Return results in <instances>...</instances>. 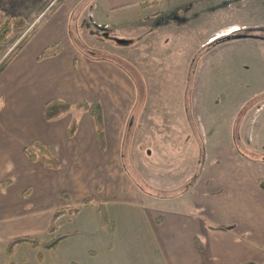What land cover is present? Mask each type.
Wrapping results in <instances>:
<instances>
[{"label": "rangeland", "instance_id": "374dc122", "mask_svg": "<svg viewBox=\"0 0 264 264\" xmlns=\"http://www.w3.org/2000/svg\"><path fill=\"white\" fill-rule=\"evenodd\" d=\"M76 1L0 0V30L4 22L12 25L8 40L0 41V67L23 38L47 22L45 17L33 23L40 12L48 7L50 14L54 3L57 9ZM90 5L93 0H80L73 16ZM176 5L165 6L159 17L135 28L137 35L130 38L93 25L91 18H85L80 27H74L75 19H71L67 36L73 51H94L97 58L111 60L134 83L135 93H114V98L133 101L120 144V170L115 171L113 181L107 169L109 161L116 163V157L106 136L104 113L98 104L89 107L94 114L99 112L98 139L103 152L98 156L102 160L98 177L104 180L89 186L93 195L86 202L96 206L81 217L68 215L72 221L52 234L48 242L57 243L61 235L69 237L57 252L45 253V264L54 259L62 264H101L107 259H116L117 264H143L154 239L148 221L154 213L152 205L159 209L162 199H173L174 206L180 205V214L186 215L184 206L196 212L192 199L196 195L211 194L219 199L228 195L233 185L245 189V182L230 180V175H240V171H229L235 164L253 166L257 175L264 177V162L256 161L264 159L259 157L264 152V28L250 25L255 24L251 18L256 1L185 0ZM28 24L31 26L26 28ZM13 25L24 31H15ZM104 50L109 53L103 54ZM167 134L170 137L162 139ZM213 165L217 172L210 173ZM255 172L251 174L256 176ZM211 174L228 178L214 183L213 177H207ZM246 189L250 199V186ZM110 191L117 193L118 199L102 206L99 198ZM140 196L152 199L135 203ZM108 209L116 219L108 218ZM206 223L214 225L210 219ZM74 231L83 232V236L75 237ZM104 236L110 238L109 246L113 245L105 256ZM19 256L24 254L20 251ZM7 260L0 257V264Z\"/></svg>", "mask_w": 264, "mask_h": 264}, {"label": "crops", "instance_id": "0c3cea01", "mask_svg": "<svg viewBox=\"0 0 264 264\" xmlns=\"http://www.w3.org/2000/svg\"><path fill=\"white\" fill-rule=\"evenodd\" d=\"M79 1L54 8L50 14L48 7L40 12L33 23L45 17L47 22L32 32L28 44L0 73V257L8 259L7 264H45V253L57 252L69 235H61L52 248L44 247L43 242L72 221L68 215L81 217L96 206L86 201L93 195L89 186L104 180L98 177V166L102 164L98 156H102L103 147L98 139L99 112L94 114L89 107L97 108L98 104L102 108L106 136L114 146L111 152L116 163L109 161V180L113 181L115 171L120 170V144L133 99L114 98V93H135L134 83L111 60L97 58L96 52L73 51L67 36L71 19H75L74 27H80L85 18H91L93 25L130 38L137 35L135 28L145 27L148 19L152 22L159 17L165 6L185 0H93V5L73 16ZM143 1L154 3L142 7L139 3ZM255 1V16L253 21L250 19L255 24L250 25L264 28V0ZM246 15L250 18L248 12ZM125 27L128 31L122 32ZM53 47L57 49L55 54L43 56ZM54 101L68 104L70 109L48 120L45 107ZM31 151L36 156H30ZM48 155L56 156L57 165L45 163L50 160ZM216 166L208 171L217 172ZM252 167L243 163L231 166L229 171H240V175H230V180L245 182V189L233 185L231 192L219 199L211 194L208 198L196 195L192 198L196 212L184 206L186 215L180 214V205L174 206L173 199H162L159 209L152 205L154 213L148 221L154 239L151 254L143 264H264V192L259 186L264 177ZM207 177H213L215 183L228 175ZM99 199L103 200L102 206H108L118 196L110 191ZM137 199L135 203H144L152 196ZM201 208L205 212H200ZM108 218L116 219L112 213ZM206 219L214 225H208ZM72 234L83 236L79 231ZM109 239H101L104 256L113 249ZM48 264L62 262L54 259ZM101 264H117V260L107 259Z\"/></svg>", "mask_w": 264, "mask_h": 264}, {"label": "trees", "instance_id": "16d2710c", "mask_svg": "<svg viewBox=\"0 0 264 264\" xmlns=\"http://www.w3.org/2000/svg\"><path fill=\"white\" fill-rule=\"evenodd\" d=\"M154 3L153 1H143L141 3H139L140 6H147ZM56 3L52 5V7L50 8V10H53L56 7ZM2 25V22H1ZM11 22L8 21L7 23H3V25L1 26V30H0V41L1 42H6L9 38V34L11 31ZM15 31L17 32H21L24 31V28L18 29L13 25ZM31 36H26L25 38H23L18 44L17 46L14 48V50L12 51V53L8 56V58L6 59V61L3 63V65L0 67V73L8 66V64L22 51V49L28 44V42L30 41ZM57 52V49H55V47L51 48V49H47L46 51H44L43 56H47V55H53ZM70 109V106L68 104H61L57 101H54L50 104H48L45 107V117L48 120H52L57 118L58 116H60L61 114L67 112ZM30 156H34L32 151L30 152ZM54 160V156L51 157V160H49L48 162L45 161L46 164L50 165H57V160L55 158V162H52ZM261 190L264 192V182H260L259 184ZM221 230H226L227 228L225 227H218ZM23 240V239H21ZM58 240V239H57ZM44 247L46 248H52L54 246H56V241H49L47 243L42 244Z\"/></svg>", "mask_w": 264, "mask_h": 264}]
</instances>
